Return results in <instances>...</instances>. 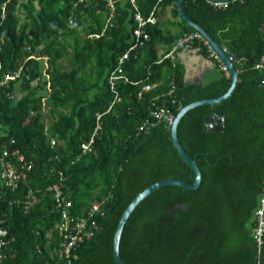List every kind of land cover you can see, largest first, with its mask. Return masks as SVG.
I'll list each match as a JSON object with an SVG mask.
<instances>
[{"label": "trees", "instance_id": "16d2710c", "mask_svg": "<svg viewBox=\"0 0 264 264\" xmlns=\"http://www.w3.org/2000/svg\"><path fill=\"white\" fill-rule=\"evenodd\" d=\"M114 1L112 10L107 0H0V82L22 68L18 79L0 85V145L32 163L25 183L2 190V212L15 238L6 264H63L54 254L61 240L49 191L54 184L71 202V216L98 203L104 213L94 237L74 250L72 264H116L113 236L130 202L165 179L194 181L169 126L151 112L158 107L175 118L190 103L223 95L230 77L219 71L205 85L187 82L182 66L165 58L195 33L179 16L177 0H134L145 19L154 12L156 21L144 27L149 40L129 52L122 66L128 82L116 84L120 102L108 111L109 74L135 43L137 25L131 2ZM253 1L235 0L225 9L207 0L182 2L185 15L235 59V69L243 65L227 99L198 106L178 123V142L199 168L200 184L192 191L164 186L133 210L119 242L126 264H264V234L259 255L253 234L264 179V73L254 64L264 43L260 22L242 33L232 24ZM167 8L177 21H162ZM196 48L218 70L221 62L201 38ZM145 85L152 88L139 98ZM208 115L224 118L222 131L204 130ZM98 125L83 154L81 145Z\"/></svg>", "mask_w": 264, "mask_h": 264}, {"label": "built area", "instance_id": "2783aa9c", "mask_svg": "<svg viewBox=\"0 0 264 264\" xmlns=\"http://www.w3.org/2000/svg\"><path fill=\"white\" fill-rule=\"evenodd\" d=\"M83 0H79L81 3ZM131 2L132 7L134 8V21L136 22V28L133 31L134 36L136 37L135 43L127 50L119 59L118 65L115 70H113L108 77V84L110 91L114 94V101L111 103L108 111L111 107L120 102V97L118 91L116 89V84L119 81L128 82V79L122 74V66L125 61L129 58V52L134 51L137 47L143 46L146 41L149 40L148 34L145 33L144 27L150 23L154 24L156 18L151 12L149 16L145 19L138 8V5L134 0H129ZM239 2H243L244 0H238ZM233 1L228 2H211V5L216 9H225L227 5ZM115 1L107 0V6L114 9ZM201 36L198 33H193L184 36L178 42L177 46L170 52L165 58L173 59L174 53L179 50H191L193 49V42L196 39H200ZM204 45L207 47L209 54L220 61L218 56L215 54L213 49L210 47L209 43L204 40ZM1 51V48H0ZM229 60L232 64L235 62V59L229 57ZM221 70L228 76V71L225 66L221 63ZM254 69L261 71L264 73V55L261 56L259 61L254 64ZM22 68L18 71L6 75L3 81L0 82V85L6 84L8 81L16 80L21 75ZM264 86V83H263ZM152 88L150 85H145L141 88L138 93V97L140 98L142 93L149 91ZM13 98V96H11ZM151 117L157 122L166 123L169 128L171 127L174 117L170 112L165 109L158 108L154 109L151 112ZM99 119V117H98ZM144 125H152L147 122ZM99 129V125L96 127L91 139L88 143L82 144L81 149L82 153H88L91 151V144L93 143V139L97 134V130ZM56 145V141L54 139H50V146L54 147ZM263 165H264V157H263ZM32 167L31 162H27L25 157L15 149H10L4 145H0V264H6L5 262L9 260L12 255L15 253V238L9 235L8 228L6 226L5 214L2 212V202L4 194L2 190L8 189L10 191H15L21 183H25L27 180V174L29 173ZM51 192V197L55 203V211L59 215V221L55 226V230L61 237L59 241L58 247L55 248L54 254L58 260L62 261L63 264H72L73 260V252L74 250L83 244L86 241L91 240L95 235L96 230V219L98 217H103L104 213L101 209V204H93L89 210L82 214L80 217H74L69 214L71 209V202L67 200L63 196V192L61 190L60 184H54L49 188ZM28 199V197H27ZM34 202V200L32 201ZM32 202H27L25 205V210H28V206L32 205ZM255 219L257 222L256 228L253 231L254 239L256 241L258 255L260 253V249L263 244V234H264V179H263V187L262 193L260 197V205L257 211L255 212ZM52 264V263H51Z\"/></svg>", "mask_w": 264, "mask_h": 264}, {"label": "water", "instance_id": "95a60500", "mask_svg": "<svg viewBox=\"0 0 264 264\" xmlns=\"http://www.w3.org/2000/svg\"><path fill=\"white\" fill-rule=\"evenodd\" d=\"M207 1L222 3V2H228V1H233V0H207ZM182 2H183V0H177V3H176V8H177L179 16L190 27H192V29H194V31L197 32L203 40H205L209 43L210 47L213 49L215 54L219 57L220 61L223 63V65L227 69L228 75H229L230 80H231V86L227 92H225L223 95H221L219 97L196 101V102L190 103V104L182 107L180 109V111L178 112V114L175 116L173 123L170 127V138H171L172 144H173L175 150L177 151L179 157L192 170V172L194 174V181L192 184L188 185L180 179H175V178L165 179V180L159 181V182L151 185L150 187H148L147 189H145L144 191L139 193L130 202V204L126 207V209L122 213V215L118 221L117 227L115 229L114 236H113L112 257H113V260L116 264H126V263L122 262V260L119 257V242H120L121 234H122L124 225H125L127 219L129 218L130 214L145 198H147L149 195H151L152 193H154L155 191L159 190L160 188H162L164 186H177V187L183 188L187 191H192V190H195L200 184L201 174H200L199 168L197 167L195 161L193 159H191L184 152V150L181 148V146L178 142V139H177V126H178V123L180 122L181 118L187 112H189L190 110H192L198 106L212 105V104H216V103H220V102L224 101L225 99H227L231 95V93L233 92L235 85L237 83L238 74L236 72L234 65L229 60L226 53L223 51V49H221V47L218 46V44L211 38V36L204 29H202L200 26H198L197 24L192 22L185 15V13L182 10ZM223 122H224V118L222 116H218V115L205 116V118H204V130L205 131H222L223 130Z\"/></svg>", "mask_w": 264, "mask_h": 264}, {"label": "crops", "instance_id": "0c3cea01", "mask_svg": "<svg viewBox=\"0 0 264 264\" xmlns=\"http://www.w3.org/2000/svg\"><path fill=\"white\" fill-rule=\"evenodd\" d=\"M209 2V1H208ZM210 3V2H209ZM162 21H177L171 17L170 9L167 8L162 16ZM240 21V22H239ZM242 21L245 23L242 24ZM260 22V31H261V38L264 43V0H256L251 3L246 9H244L241 13V16L238 15V18L232 22L235 24L234 26L237 27V31L244 32L246 29L245 26L248 24H253L256 26L257 23ZM233 26V25H232ZM240 26V27H239ZM248 27V26H247ZM175 33L177 29L175 27L171 28ZM229 32H232V29H229ZM227 53V49L223 46L218 45ZM166 47H158V54L161 55L164 53ZM227 55V54H226ZM174 58L170 59V61L174 64H178L182 66L184 71V77L187 82L190 83H198L201 85H205L209 82L210 79L214 78L219 71H222L221 68L218 66V70H216L215 65L209 57L203 56L198 48L191 49V50H177L174 53ZM228 56V55H227ZM210 57H212L210 55ZM238 69L236 70L238 74V70L242 69V65L240 62L238 64ZM226 75V74H225Z\"/></svg>", "mask_w": 264, "mask_h": 264}, {"label": "clouds", "instance_id": "9594fccd", "mask_svg": "<svg viewBox=\"0 0 264 264\" xmlns=\"http://www.w3.org/2000/svg\"><path fill=\"white\" fill-rule=\"evenodd\" d=\"M233 1H235V0H233ZM211 3V2H210ZM197 33V32H196ZM202 39V38H201ZM203 40V39H202ZM204 41V40H203ZM225 52V51H224ZM219 58V57H218ZM228 58H229V56H228ZM221 62V61H220ZM222 63V62H221ZM223 64V63H222ZM228 77H229V75H228Z\"/></svg>", "mask_w": 264, "mask_h": 264}]
</instances>
